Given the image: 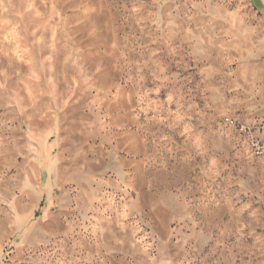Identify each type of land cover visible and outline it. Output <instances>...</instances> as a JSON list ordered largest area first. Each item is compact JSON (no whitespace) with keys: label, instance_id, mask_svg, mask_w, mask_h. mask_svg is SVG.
Here are the masks:
<instances>
[{"label":"rangeland","instance_id":"374dc122","mask_svg":"<svg viewBox=\"0 0 264 264\" xmlns=\"http://www.w3.org/2000/svg\"><path fill=\"white\" fill-rule=\"evenodd\" d=\"M261 120L264 0H0V264H264Z\"/></svg>","mask_w":264,"mask_h":264},{"label":"built area","instance_id":"2783aa9c","mask_svg":"<svg viewBox=\"0 0 264 264\" xmlns=\"http://www.w3.org/2000/svg\"><path fill=\"white\" fill-rule=\"evenodd\" d=\"M239 131L243 138H250L258 144V149L264 151V120L252 124H242L239 126Z\"/></svg>","mask_w":264,"mask_h":264},{"label":"bare ground","instance_id":"6f19581e","mask_svg":"<svg viewBox=\"0 0 264 264\" xmlns=\"http://www.w3.org/2000/svg\"><path fill=\"white\" fill-rule=\"evenodd\" d=\"M257 144V143H256ZM256 144H254V146H256ZM257 147H258V145H257ZM259 150V149H258ZM258 152H260V151H258ZM258 154H260V153H258Z\"/></svg>","mask_w":264,"mask_h":264}]
</instances>
